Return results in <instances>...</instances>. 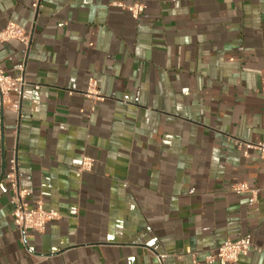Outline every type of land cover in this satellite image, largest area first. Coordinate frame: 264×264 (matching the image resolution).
<instances>
[{"label": "crops", "instance_id": "0c3cea01", "mask_svg": "<svg viewBox=\"0 0 264 264\" xmlns=\"http://www.w3.org/2000/svg\"><path fill=\"white\" fill-rule=\"evenodd\" d=\"M34 1L0 0V33L30 36L0 43L27 81L2 106L0 180L15 160L26 203L61 218L21 233L0 192V264H205L246 234L237 264H264V162L246 150L264 143V0H143L138 21L114 5L137 0Z\"/></svg>", "mask_w": 264, "mask_h": 264}, {"label": "built area", "instance_id": "2783aa9c", "mask_svg": "<svg viewBox=\"0 0 264 264\" xmlns=\"http://www.w3.org/2000/svg\"><path fill=\"white\" fill-rule=\"evenodd\" d=\"M120 6L126 10L134 19L138 21L140 16L145 10V4L143 0H137L130 6ZM40 7V0H35L31 8L34 14L37 13ZM9 41H17L21 43L25 48H28L30 42V36L22 28L14 23H9L6 28L0 33V43H7ZM15 70L20 75L13 77L6 74L0 67V131H1V110L6 98L9 94L13 93L18 97L22 96L24 87L27 81L23 77L24 71V59L20 60V63L16 66ZM37 89V87H36ZM84 96L92 101L91 111H94L95 105L98 102L104 101L105 97L100 93L97 85V81L93 78L88 80L87 88ZM246 150H255L260 155V160L264 162V143L247 144ZM247 151L244 155L247 156ZM92 159L82 156L80 162V171L90 172L92 168ZM231 190L233 193L240 195L243 193H250L251 191L245 184H235ZM0 192L4 195L10 194V204L13 206L12 220L14 227L21 233H32L40 235L44 232L47 224L58 221L60 214L51 209H45L41 199L34 201L31 204L26 203V199L30 196V193L19 186L17 177V164L15 160L11 161L10 167L0 180ZM253 193V192H251ZM253 198L251 199V202ZM253 247L252 239L249 234H246L234 241H226L222 245L210 249L204 253L205 264H237L240 257L247 255L248 251ZM192 258L191 264H199L197 262V253H188ZM160 264H163L166 259L165 255L157 257Z\"/></svg>", "mask_w": 264, "mask_h": 264}]
</instances>
